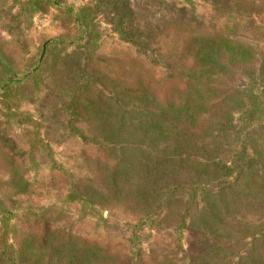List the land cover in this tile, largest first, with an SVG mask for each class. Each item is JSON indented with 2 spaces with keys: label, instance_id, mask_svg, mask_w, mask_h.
<instances>
[{
  "label": "rangeland",
  "instance_id": "374dc122",
  "mask_svg": "<svg viewBox=\"0 0 264 264\" xmlns=\"http://www.w3.org/2000/svg\"><path fill=\"white\" fill-rule=\"evenodd\" d=\"M98 1L0 0V264H264V0Z\"/></svg>",
  "mask_w": 264,
  "mask_h": 264
},
{
  "label": "trees",
  "instance_id": "16d2710c",
  "mask_svg": "<svg viewBox=\"0 0 264 264\" xmlns=\"http://www.w3.org/2000/svg\"><path fill=\"white\" fill-rule=\"evenodd\" d=\"M23 1V0H21ZM112 0H99L97 2V4H109L111 3ZM26 4L28 6H30V10H32L34 7H36V5H39V0H27ZM80 19L75 20L77 23L79 22ZM119 21V20H118ZM75 22V23H76ZM120 24V22H119ZM120 34L123 35L125 33V29L124 28H120ZM33 76V73H15L13 75L10 76H4L2 77V84L0 82V85L2 88H7L9 86L11 87H17L19 85H21V83H23L27 78H30ZM240 157H244L247 159V161L249 162L251 167H258V163L256 162V157H255V153L252 155L251 152H249V150L247 149L245 143L243 144V141H240L237 146H235L234 148H232L229 152V158L227 161L223 162L224 165V169L225 170H231L232 166L237 162V160ZM246 169V168H244ZM260 177H264V174L261 172H259ZM240 179V178H239ZM241 181L245 180L244 179H240ZM232 185V182H230V186ZM46 238H43V242H45ZM6 250L5 246L4 248H1L0 250V262L4 263V259H2L3 257V253Z\"/></svg>",
  "mask_w": 264,
  "mask_h": 264
}]
</instances>
